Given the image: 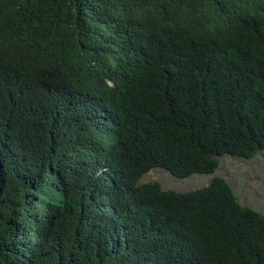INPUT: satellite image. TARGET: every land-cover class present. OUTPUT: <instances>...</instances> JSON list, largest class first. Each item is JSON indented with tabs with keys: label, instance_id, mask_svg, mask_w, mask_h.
Listing matches in <instances>:
<instances>
[{
	"label": "trees",
	"instance_id": "trees-1",
	"mask_svg": "<svg viewBox=\"0 0 264 264\" xmlns=\"http://www.w3.org/2000/svg\"><path fill=\"white\" fill-rule=\"evenodd\" d=\"M264 152V0H0V264H264L211 174Z\"/></svg>",
	"mask_w": 264,
	"mask_h": 264
},
{
	"label": "rangeland",
	"instance_id": "rangeland-1",
	"mask_svg": "<svg viewBox=\"0 0 264 264\" xmlns=\"http://www.w3.org/2000/svg\"><path fill=\"white\" fill-rule=\"evenodd\" d=\"M218 175L227 180L242 204L264 215V152L248 160L224 155L213 173L194 174L182 179L164 169L154 168L144 174L140 182L158 181L164 189L186 192L209 185Z\"/></svg>",
	"mask_w": 264,
	"mask_h": 264
}]
</instances>
